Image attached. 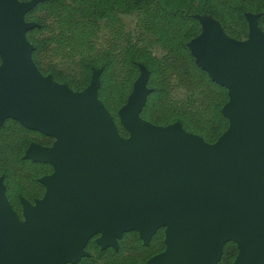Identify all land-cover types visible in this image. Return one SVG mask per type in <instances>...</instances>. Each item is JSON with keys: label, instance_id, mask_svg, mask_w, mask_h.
<instances>
[{"label": "water", "instance_id": "water-1", "mask_svg": "<svg viewBox=\"0 0 264 264\" xmlns=\"http://www.w3.org/2000/svg\"><path fill=\"white\" fill-rule=\"evenodd\" d=\"M31 5L0 0L1 116L16 117L58 139L38 154L54 162L46 204L17 222L0 191V264L76 262L98 231L115 245L124 230L148 236L169 227L168 248L148 264H216L222 242L237 239L236 264H264V50L207 54L231 89L229 132L215 145L181 125L155 127L139 114L141 81L121 111L131 137L123 139L97 99L98 82L81 94L43 77L25 40Z\"/></svg>", "mask_w": 264, "mask_h": 264}, {"label": "rangeland", "instance_id": "rangeland-1", "mask_svg": "<svg viewBox=\"0 0 264 264\" xmlns=\"http://www.w3.org/2000/svg\"><path fill=\"white\" fill-rule=\"evenodd\" d=\"M17 1L31 5L23 14L25 40L40 74L73 94L97 81V99L125 140L131 133L121 111L143 80L141 120L160 128L179 124L187 135L217 144L232 126L233 94L207 54L264 50V0ZM57 144L16 117L3 118L0 90V191L22 225L28 210L49 201L50 182L62 180L57 165L38 154ZM168 235L167 224L148 236L134 227L106 246L98 231L66 264H148L166 252ZM241 252L237 239H226L216 264H236Z\"/></svg>", "mask_w": 264, "mask_h": 264}, {"label": "trees", "instance_id": "trees-1", "mask_svg": "<svg viewBox=\"0 0 264 264\" xmlns=\"http://www.w3.org/2000/svg\"><path fill=\"white\" fill-rule=\"evenodd\" d=\"M103 11H104V12H106V10H105V9H103Z\"/></svg>", "mask_w": 264, "mask_h": 264}]
</instances>
